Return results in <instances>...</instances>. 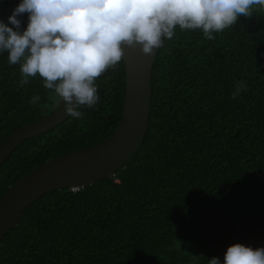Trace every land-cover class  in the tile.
<instances>
[{
	"label": "trees",
	"instance_id": "16d2710c",
	"mask_svg": "<svg viewBox=\"0 0 264 264\" xmlns=\"http://www.w3.org/2000/svg\"><path fill=\"white\" fill-rule=\"evenodd\" d=\"M21 0H0L8 23ZM21 30L26 29L24 14ZM11 26V25H9ZM0 54V144L42 117L51 94L37 76L20 87L19 65ZM247 91L236 99V81ZM100 101L26 140L0 169V200L29 171L109 139L126 92V66L97 78ZM41 97L37 105L29 103ZM264 247V16L207 40H165L152 81L149 128L115 173L46 193L0 242V264H223L227 248Z\"/></svg>",
	"mask_w": 264,
	"mask_h": 264
},
{
	"label": "clouds",
	"instance_id": "9594fccd",
	"mask_svg": "<svg viewBox=\"0 0 264 264\" xmlns=\"http://www.w3.org/2000/svg\"><path fill=\"white\" fill-rule=\"evenodd\" d=\"M24 14L28 23L21 30ZM257 14L264 16V0H21L8 23L0 20V54H8L10 66L19 65L20 87L39 76L65 113L83 120L82 109L100 101L97 78L118 68L126 48L151 56L177 28L215 40L241 16ZM244 91L246 82L236 81L231 98ZM40 100L33 95L29 103ZM208 264L221 260L212 257ZM223 264H264V247L235 243Z\"/></svg>",
	"mask_w": 264,
	"mask_h": 264
},
{
	"label": "water",
	"instance_id": "95a60500",
	"mask_svg": "<svg viewBox=\"0 0 264 264\" xmlns=\"http://www.w3.org/2000/svg\"><path fill=\"white\" fill-rule=\"evenodd\" d=\"M160 49L146 56L126 48V92L123 116L113 135L100 144L49 160L29 171L0 200V242L27 209L46 193L82 188L105 177H114L146 138L152 106L153 70ZM42 117L12 132L0 144V169L26 140L52 131L63 124L66 114L54 93L40 105Z\"/></svg>",
	"mask_w": 264,
	"mask_h": 264
},
{
	"label": "built area",
	"instance_id": "2783aa9c",
	"mask_svg": "<svg viewBox=\"0 0 264 264\" xmlns=\"http://www.w3.org/2000/svg\"><path fill=\"white\" fill-rule=\"evenodd\" d=\"M73 189L76 190V189H79V188H76V187H75V188H73Z\"/></svg>",
	"mask_w": 264,
	"mask_h": 264
}]
</instances>
